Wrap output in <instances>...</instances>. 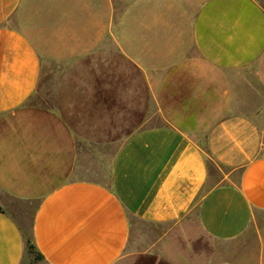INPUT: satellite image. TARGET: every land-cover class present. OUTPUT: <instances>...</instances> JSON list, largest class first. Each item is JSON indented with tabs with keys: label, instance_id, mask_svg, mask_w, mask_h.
I'll list each match as a JSON object with an SVG mask.
<instances>
[{
	"label": "crops",
	"instance_id": "crops-1",
	"mask_svg": "<svg viewBox=\"0 0 264 264\" xmlns=\"http://www.w3.org/2000/svg\"><path fill=\"white\" fill-rule=\"evenodd\" d=\"M30 34L120 72L39 107ZM24 219L45 264H118L131 221L167 226V264L264 234V0H0V264L23 262Z\"/></svg>",
	"mask_w": 264,
	"mask_h": 264
},
{
	"label": "rangeland",
	"instance_id": "rangeland-1",
	"mask_svg": "<svg viewBox=\"0 0 264 264\" xmlns=\"http://www.w3.org/2000/svg\"><path fill=\"white\" fill-rule=\"evenodd\" d=\"M29 17L34 18V13L30 14ZM56 24L57 22H51V24L43 22L42 25L47 30ZM30 36L36 49L40 52L43 61L40 82L32 101L39 107L59 109L63 112L62 109L65 110L69 106L65 105L67 103L65 102L66 98L56 102L55 95L58 92L62 91L72 94L76 90L75 84L80 80H92L96 76H99V80H106L107 78L105 77L107 75L111 77L114 73L120 72L116 66L112 70L111 64L103 55H100L97 59L94 57L91 59V56L88 54L81 57L66 53L47 54L42 51V47L35 41L32 34ZM133 72V68L131 67L129 80H139L136 73ZM85 105L87 107L89 101H86ZM69 119L70 123L75 121L73 117ZM79 119H81L80 126L86 127L88 131H91L88 126H90L92 118L82 117ZM159 123L160 120L158 118H152L147 123V126L158 125ZM126 135L125 132L109 134L111 139L108 140L105 146L106 149H103L104 157L108 163L117 151L120 140ZM101 138L105 139L104 136H101ZM106 172H108L107 169ZM106 172L104 170V174H101L103 173L101 172L97 177L102 182L108 183ZM131 225V241L125 252V259L121 260L118 264H156V262L167 264L158 255L161 251L159 241L167 226L150 225L139 221H131ZM22 226L24 233L29 235V219H24ZM261 232V230L251 229L240 239L218 246L213 264H260L256 259L259 253L264 252V240L260 238V236L264 237V234ZM21 264L45 263L43 261H34L31 256L25 253Z\"/></svg>",
	"mask_w": 264,
	"mask_h": 264
},
{
	"label": "trees",
	"instance_id": "trees-1",
	"mask_svg": "<svg viewBox=\"0 0 264 264\" xmlns=\"http://www.w3.org/2000/svg\"><path fill=\"white\" fill-rule=\"evenodd\" d=\"M25 239V253L32 257L34 261H42L43 258L37 251L35 245L33 244L32 235L31 233L29 235L24 234Z\"/></svg>",
	"mask_w": 264,
	"mask_h": 264
}]
</instances>
